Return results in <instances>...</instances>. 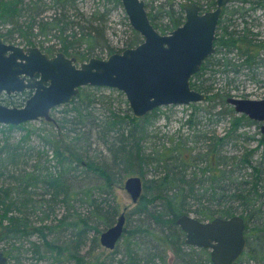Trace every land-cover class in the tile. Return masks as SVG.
<instances>
[{"label": "trees", "instance_id": "trees-1", "mask_svg": "<svg viewBox=\"0 0 264 264\" xmlns=\"http://www.w3.org/2000/svg\"><path fill=\"white\" fill-rule=\"evenodd\" d=\"M104 1L122 5L120 0H102L103 4ZM187 1H194L202 10L215 5L214 0L144 3L151 24L159 33L166 34L183 23V4ZM78 2L0 0V37L8 43L19 39L21 44L34 46L35 35L53 31L59 40L58 51L65 55L73 53L79 61L94 57L93 47L103 32L93 22L105 12L93 8L85 18L88 25L84 28L77 18ZM48 10L52 14L44 15ZM224 21H218L214 44L226 50L218 48L216 54L208 56L190 79L193 89L206 94L200 101L207 106L205 118L227 119L222 133L210 127L205 129V124L196 128L192 117L199 107L192 103L193 114L185 121L186 131L163 135L167 141L159 147H148V126L157 118L160 107L141 118L135 117L129 108L120 114L108 107L103 117L97 116L92 123L88 118L91 111L99 110L96 104L101 103L103 88L83 86L70 102L61 104L64 112H71L70 116L57 119L52 115L54 108L51 120L42 119L46 127H41L43 133L39 131L37 135L45 150L27 144L28 129L17 142L1 146L0 241L5 245L3 254L9 258L8 264H90L79 249L89 239L90 231L94 232L90 238L93 244H99L100 233L115 224L120 207L117 202L110 204L108 199L114 194L115 184L122 185L124 178L132 175L140 176L142 192L133 208L124 212V229L118 240L124 243V249L119 264H169L168 252L172 255L171 264H212L207 248L184 242L185 234L176 219L190 212L199 220L240 215L245 222L246 247L233 264H264V135L258 131L256 138L243 129L256 122L236 113L227 103L229 90L214 91L202 77L204 70H212V74L218 71L215 66L226 73L242 69L251 72L264 53V39H256L246 25L236 30L238 25L231 19ZM129 28L131 36L125 47H134L142 37ZM76 42L85 43L86 48L76 50ZM41 48L52 53V45ZM107 50L108 55L117 52L110 46ZM230 51L235 52L236 58L228 56ZM211 58L215 61L211 62ZM23 94L27 98L30 93L14 95ZM28 124L4 127L9 131ZM255 140L257 144L251 146L250 142ZM93 143L104 145L110 156L90 157L87 152ZM78 172L100 181L96 185L82 184ZM146 173L151 176L149 179L144 177ZM57 206L65 212L59 218L55 214ZM131 215H136L137 221L128 228L126 223ZM48 218L52 219L49 224L44 222ZM57 228L68 231L67 238L59 243L47 238L59 231ZM32 236L36 240L31 241ZM100 264L114 262L103 260Z\"/></svg>", "mask_w": 264, "mask_h": 264}, {"label": "water", "instance_id": "water-1", "mask_svg": "<svg viewBox=\"0 0 264 264\" xmlns=\"http://www.w3.org/2000/svg\"><path fill=\"white\" fill-rule=\"evenodd\" d=\"M120 1L131 28L142 41L106 58L89 57L76 63L61 51L49 56L38 47L19 46L0 37V93L31 91L20 107L0 102V124L51 120V109L70 102L79 88L87 85L121 91L137 118L164 105H188L205 99L204 93L191 87L190 78L214 52L218 20L230 0H214L215 7L204 12L195 2H186L183 23L166 34L151 24L144 0ZM227 102L236 113L261 121L264 134V98L228 97ZM123 186L136 203L142 192L140 176H128ZM124 222L122 212L115 224L100 233V244L113 249L122 236ZM176 223L185 234L186 244L209 250L212 264H233L245 250V222L238 214L210 220L182 214ZM0 264H8L1 249Z\"/></svg>", "mask_w": 264, "mask_h": 264}, {"label": "rangeland", "instance_id": "rangeland-1", "mask_svg": "<svg viewBox=\"0 0 264 264\" xmlns=\"http://www.w3.org/2000/svg\"><path fill=\"white\" fill-rule=\"evenodd\" d=\"M145 2L147 0H144ZM176 2H180V0H175ZM205 1V0H204ZM106 2V1H104ZM157 1H154V4H156ZM104 6V7H103ZM149 6V5H148ZM234 6V5H233ZM79 7V14L77 18H80V25L86 26L88 25L85 18H87V14L92 11L93 8L99 7V11L105 12L102 13V17L99 15L97 16L99 19L96 22H93V26H99V28H102V34H100L95 42V46L93 47V56L97 58H105L107 54V47H113L117 52H120L119 50L126 48L125 44L128 39H130L131 36V27L129 25L128 19L126 17V14L124 12V9L122 5L116 6L112 3H104L102 0H79L78 2ZM46 16H49L52 14V10H48L43 13ZM83 14V15H82ZM239 14V15H238ZM233 13L232 14V23L237 24L238 26H234L237 28L236 30H239L242 27V22L246 20L248 24L246 26L253 29V31H261L264 36V10L259 9L254 12H249L244 18H241L240 13ZM259 14V19L262 20V25H257L256 22V15ZM241 20H240V19ZM246 18V19H245ZM230 29V28H229ZM85 30V29H83ZM45 36L47 39H45ZM33 40L36 44H34L35 47H38L40 50H45V48H41L42 46H48L52 45V54L58 51L59 47V40L57 39V36L52 31L51 33L47 35L38 34L33 37ZM12 44H16L19 46H25L23 43H19V39H14L9 41ZM74 48L76 50H84L86 48L85 43L76 42L73 44ZM223 52L226 50L225 48H222ZM72 53V52H71ZM67 57H73L76 59V61H79L76 56L72 53L69 55H66ZM229 57L236 58V54L234 51H230L228 53ZM227 56V58H228ZM233 58V59H234ZM217 59V57H215ZM213 59V61H215ZM236 62V59H234ZM218 71L214 72L212 74L209 69L204 70V74H202V77L206 79L205 83L210 84L212 87V90L223 92L226 90H229L230 94L233 96H240L245 95V97L248 98H262L264 97V53H262L260 59H258V63L254 64L252 66L253 69H251V72L247 69H242L240 72L236 73L233 71H230L228 73L223 72L222 67H217ZM211 72V73H210ZM212 75H215L214 79L212 78ZM256 79V80H254ZM102 91L100 93V100L101 103L96 104V107L99 108V110H93L92 116L88 118L92 123L97 121L98 117H103L102 114L104 111L106 112V109L108 107L117 109L120 114L125 113L127 108L130 109L129 104L125 98V95L116 89L110 90L107 87H102ZM27 94L23 95H6L5 93H0V102L7 105V106H15L20 107L24 104V98H26ZM27 99V98H26ZM205 102V101H204ZM204 102H196V105H198V111L193 115L192 117V124L196 125V128L201 129L203 124L207 125L205 129H208L209 127L212 129H216V132L222 133L224 131V128L227 125V119L224 117L222 119H217V117H213L211 120L209 117L205 118V110L207 109L206 103ZM23 103V104H22ZM101 105L102 107H99ZM192 105H164L160 107V111L157 114V118L152 122V125L150 124L148 126V134L150 136V140L146 143L148 147L157 146L159 147L162 143V141H167V138H165V135H170L172 133H178V132H185L187 127L185 124V121L188 119V116L193 112ZM64 108L62 105H59L55 107V111H53V117L60 118L61 116H70L71 112H64ZM62 110V111H61ZM131 111V109H130ZM128 112V110H127ZM64 114V115H63ZM193 114V113H192ZM96 119H94V117ZM217 119V120H216ZM30 124L25 126L24 128H13L11 130H7L5 125L0 124V148L3 146L6 142L9 143H15L19 140L20 137L23 136L25 131L28 129L30 130V133L27 135L26 140L27 144L29 143L31 146L35 147L36 149L42 151L45 150L41 138L37 133L40 131L43 133V129L41 127H46V124L42 122V119L39 120H32L28 121ZM248 133H254L255 137L257 138L259 134L257 133L259 130V125L256 123L251 126H245L243 127ZM242 129V130H243ZM257 133V134H256ZM164 135V136H163ZM169 138V137H168ZM257 141H251L250 145L255 146ZM232 148L233 145H230ZM95 148H97L99 151L96 150L93 151ZM39 151V152H40ZM100 152V154H99ZM90 157L98 159L99 156H108L109 152L107 151V148L102 144H96L93 143L90 147V150L87 152ZM40 155V153H39ZM110 156V154H109ZM38 158L40 156H37ZM81 180L82 184L86 185H96V183H99L98 177H89L84 175L83 173H77ZM127 177V176H126ZM126 177L124 179H126ZM146 179H149L151 176L149 173H146L144 176ZM99 180V181H98ZM124 183V182H123ZM113 196L110 197L109 203L113 204L114 202H117L120 207V213L122 212H128L133 208L135 203L132 202L129 194L124 189L123 184L118 185L115 184L113 188ZM114 197V198H113ZM65 212L63 209H61L60 206H57L55 214L59 218L61 215H63ZM189 215L196 217L197 215L193 212H190ZM51 218H48L44 222L49 224L51 222ZM137 221L136 215H131L130 220L127 221L126 225L127 227H133L135 222ZM53 223V222H52ZM59 229V231H56V233H51L47 235L48 240L54 238L55 242H61L64 239L67 238V232L64 229ZM94 235L93 231L89 232V239L86 241V243L79 249L80 254H86V260L90 262V264H100L103 260L114 262V264H119L123 259L122 251L124 249V243L120 240L117 244V246L113 249L106 248L99 244H93L90 238H92ZM36 236H32L30 238L31 241L36 240ZM5 248V245L2 241H0V249L3 251ZM43 249V248H42ZM167 261L168 263H172V255L168 252L167 254ZM9 261V258H7ZM10 262V261H9ZM26 262V261H25ZM35 264H40L39 262ZM63 264H73V262H64Z\"/></svg>", "mask_w": 264, "mask_h": 264}, {"label": "flooded vegetation", "instance_id": "flooded-vegetation-1", "mask_svg": "<svg viewBox=\"0 0 264 264\" xmlns=\"http://www.w3.org/2000/svg\"><path fill=\"white\" fill-rule=\"evenodd\" d=\"M215 2V1H214ZM197 4V3H196ZM198 5V4H197ZM234 5V6H233ZM199 6V5H198ZM200 7V6H199ZM214 7H215V5H214ZM213 7V8H214ZM213 8H211V9H213ZM211 9H207V10H202L201 9V7H200V10H201V12H204V11H208V10H211ZM259 9H262V10H264V0H230L228 3H227V5L223 8V10H222V13H221V16H220V18H219V20H225V21H227V19H232V14L233 13H240L241 14V18L243 19L244 17L243 16H245L247 13H249V12H254V11H256V10H259ZM239 15V14H238ZM259 14H257L256 15V20H257V22H256V24L257 25H262L263 23H262V20H260L259 19V16H258ZM240 19V18H239ZM246 19V18H245ZM218 20V21H219ZM241 20V19H240ZM224 21V22H225ZM228 22H230V20L228 21ZM242 22V25H247L248 24V22L246 21V20H244V21H241ZM252 29V28H251ZM216 32V31H215ZM252 32L254 33V36H255V38L256 39H258L259 41H261V40H263L264 39V36H263V34H261L262 32L261 31H253V29H252ZM215 36H216V33H215ZM214 39H215V37H214ZM213 46H214V52L212 53V54H210V55H214V54H216V51H217V49L219 48V47H217V45L215 46V44H214V41H213ZM219 50H222V48H219ZM43 52H45V51H43ZM57 52H59V51H57ZM57 52H55V53H49V52H45V53H48L49 54V56H53V55H55ZM220 53V52H219ZM209 55V56H210ZM217 55H218V53H217ZM206 59V58H205ZM211 60V62H213V59L211 58L210 59ZM212 64V63H211ZM212 71V70H211ZM25 91H29V93L31 94V91L30 90H25ZM24 92V91H23ZM205 94V93H204ZM206 95V94H205ZM229 97H236V98H248V97H245V95H240V96H229ZM262 98H264V97H262ZM262 98H253V99H262ZM233 107V106H232ZM255 122H256V124L257 125H259V132L262 134V135H264L262 132H261V130H260V125L262 124V122L261 121H256V120H254Z\"/></svg>", "mask_w": 264, "mask_h": 264}, {"label": "bare ground", "instance_id": "bare-ground-1", "mask_svg": "<svg viewBox=\"0 0 264 264\" xmlns=\"http://www.w3.org/2000/svg\"><path fill=\"white\" fill-rule=\"evenodd\" d=\"M100 243V242H99Z\"/></svg>", "mask_w": 264, "mask_h": 264}]
</instances>
